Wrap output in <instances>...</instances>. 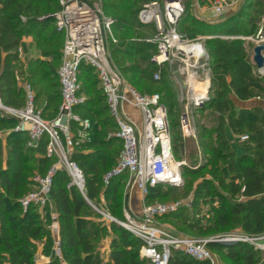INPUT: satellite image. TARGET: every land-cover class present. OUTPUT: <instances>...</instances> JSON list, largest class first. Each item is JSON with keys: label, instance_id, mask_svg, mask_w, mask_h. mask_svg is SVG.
Here are the masks:
<instances>
[{"label": "trees", "instance_id": "obj_1", "mask_svg": "<svg viewBox=\"0 0 264 264\" xmlns=\"http://www.w3.org/2000/svg\"><path fill=\"white\" fill-rule=\"evenodd\" d=\"M148 1L150 0H103L108 13H115L121 21H127L120 32L115 26L112 28L115 47L111 56L121 73L129 76L130 80H135L133 86L136 89L142 82H146L149 89L158 84L153 79L156 67L151 61L156 45L140 38L134 31L144 26L153 30L152 25L142 24L137 19L139 9ZM262 5L263 0H244L235 13L219 21L208 22L191 14H183L178 24L191 38L211 35L204 41L213 73L209 92L214 94L207 106L219 115L214 129L204 126L200 133L201 138L207 140L202 143V147L209 157L206 166H210L207 169L208 177L204 176L195 183L190 207L179 206L175 211L162 215H166L174 223L179 221L185 228L184 233L194 238H202L238 225L246 234H264V108L253 106L236 111L229 98L231 93L241 101L260 97L264 93V76L258 77L255 74V64L248 59L243 38L220 37L253 34ZM59 9V0H0V99L4 105L14 108L24 105V88L17 83V79L19 75H26L27 81H32L31 86H39L36 100L46 96V104L51 110L50 117L57 114L60 100L53 79L45 71V61L30 59L24 62L18 48L22 39L31 35L41 55L52 56L53 61L59 60L60 64L63 35L56 27L51 29V13ZM53 19L55 22L54 17ZM125 60L129 62L126 63ZM84 66L89 68L98 82L94 70L85 63H81L79 67V81ZM165 88L166 91L160 96L167 107L173 132L176 129L171 120L173 93L168 87H164V90ZM99 89L103 96L100 100L105 102L106 97L100 86ZM98 105L97 99L89 97L74 108L81 117L91 121L90 140L75 146L69 157L83 172L85 193H81L75 185H68L70 177L64 170H57L52 178L49 197L58 215L60 254L66 264H149L148 259L139 255L143 245L141 239L114 221H110L107 226L98 225L93 219L101 214L92 208L90 202L98 204L102 186H105L103 195L107 201V213L113 217L120 216L121 194L127 179L126 173H123L113 176L106 185L103 182V176L115 163V156L122 143L118 137H115V142L106 138L105 130L116 127V123L109 113L107 103L102 108H97ZM201 107L197 109H202ZM224 120H227L232 133L248 135L245 141L237 140L240 143V155L231 148L223 128ZM18 123L17 117L0 111V131L9 129L5 136L4 162L0 137V264H36L35 242L44 239L43 251L48 255L51 254L53 245L48 228L51 222L49 201L42 209L34 204L23 209L20 199L30 185L27 176L31 171L28 165L32 163L44 175L52 163L56 162V157L46 155L49 140L46 133L41 136L37 145L30 146L27 131L16 129ZM212 133L216 134L215 140ZM84 149L89 151L84 152ZM173 153L177 158L174 143ZM184 167L185 165L181 166L183 181ZM176 189L178 187L158 184L149 188L146 198H168ZM205 205L209 206L212 217L203 214ZM204 221L208 224L203 225ZM109 231L114 236L110 243L108 261L103 262L97 245ZM207 248L223 255L227 261L264 264L260 256L264 251L256 250L245 242L210 241ZM42 264L61 263L55 256L53 260ZM169 264L210 263L207 260L193 259L173 249Z\"/></svg>", "mask_w": 264, "mask_h": 264}, {"label": "built area", "instance_id": "obj_2", "mask_svg": "<svg viewBox=\"0 0 264 264\" xmlns=\"http://www.w3.org/2000/svg\"><path fill=\"white\" fill-rule=\"evenodd\" d=\"M240 1L214 0L211 11L214 15H222L228 6L233 9ZM59 4L60 9L52 13L56 29L63 35L61 60L57 70L60 88L57 114L50 122L42 118L41 111L35 107L30 84L23 85L25 102L20 109L4 105L0 99V110L19 119L16 129L27 131L28 145H36L46 133L49 137L46 155L55 156L57 159V163L44 175L38 174L34 177L35 190L20 199L21 206L25 209L34 204L42 209L49 200L52 178L60 167H64L69 173V184L76 185L83 193V173L76 162L69 158L75 146L90 140V120L74 111L77 105L84 102L83 97L78 94L81 63L89 65L96 73L109 113L116 123L115 136L122 143L115 166L103 176L104 184L113 176L126 173L127 185L136 187L142 196H146L149 188L158 184L181 187L184 184L181 173L184 162L175 158L173 153L167 107L160 94L141 93L135 86L127 83L115 66L108 52L107 37L113 19L94 0H60ZM184 12L182 0H150L141 6L137 19L140 23L153 27L152 42L156 45V52L151 57L156 67L153 78L158 80L166 65H171V68L176 66L177 73L184 75V81L180 82V100L186 103V112L181 122L182 131L185 136H193L187 110L201 107L208 97V69L204 66L207 58L204 42L206 37L190 39L179 32L178 24ZM113 40L115 41L114 38ZM263 40L260 36L258 41ZM18 51L21 52L20 48ZM200 71L207 72V83L202 93L195 91L189 81V78L196 80ZM125 104L137 109V122L126 116L123 110ZM72 123H75L74 131L71 128ZM237 139L245 141L248 135L239 134ZM179 206V202L143 203L138 215L128 214L124 221L117 220L95 205L93 207L142 240L140 254L150 261L149 264H169L173 249L180 250L193 259L207 260L210 264H215L214 254L206 244L209 239L172 235L157 220L159 216L175 211ZM216 240L245 242L256 250L264 251V234L249 235L242 232L227 234Z\"/></svg>", "mask_w": 264, "mask_h": 264}, {"label": "rangeland", "instance_id": "obj_3", "mask_svg": "<svg viewBox=\"0 0 264 264\" xmlns=\"http://www.w3.org/2000/svg\"><path fill=\"white\" fill-rule=\"evenodd\" d=\"M94 1L98 2L102 11L106 15L110 16L113 19V24L110 27V31L109 32L107 31L108 52L111 56L112 50L115 47V41L113 40V38L115 36H114V34H112V28L115 26L117 28V30L120 32L124 29L125 25L127 24V21H121L119 16H117V14H115V13H112V12L108 13L104 7L103 0H94ZM182 1L184 4V9H185L184 16H186L187 14L197 16L198 12H199L198 3L202 6H205L208 10H210L212 2L214 0H182ZM243 1L244 0H241L240 3L238 5H235L233 9H231V7L228 6L227 10L222 15H214L211 12L212 13V15H211L212 19L211 20L219 21V20L223 19L224 17H226L232 13H235L240 8ZM51 17H52V15H51ZM52 22H53V25L51 24V29H55L56 26H55V22H54L53 17L51 18V23ZM178 30L185 37L192 39L181 26L179 27ZM134 31H135V33L139 34L140 38H144L145 40L152 42L153 30L151 27L144 26L142 28L135 29ZM200 36H205L207 39L211 35H200ZM260 36H262L264 38V0H263L262 8H261V13L258 15L256 23H255V28H254L253 34L247 35V36L246 35L245 36L244 35L243 36L220 35V37L225 38V39L235 38V37H238V38L243 37L244 46H245V49L247 52V56H248V59H250L251 61H252V55H253V47L259 43L264 44V40L258 41L260 39ZM206 52H207V58H206V61H204L205 62L204 66L208 69V73L204 72V71H200L199 77L196 78V80L204 86L207 83L205 81L207 78L206 73L208 74V83H207L208 84V90H207L208 91V97H207V100L203 103V105L201 107L202 109L198 110L197 108L196 109L195 108H188V110H187L188 118L190 119V122H191L193 136H185L184 132L182 131V123L181 122H182V117L186 112V108H185L186 103L180 100L181 99L180 82L184 81V79H183L184 75L182 76V75H180V73H177V75L172 74L173 68H171V65H166L161 70L160 78L158 80H156L158 83L157 85H154L153 88L149 89L148 88L149 86L147 85V83L142 82L141 86L137 87V90H139L141 93H145V94L158 93V94L162 95L164 93V91H166V88L164 90V87H168L172 91L173 100H172L171 120L176 126V129L173 130V132H172L173 133L172 134V140H173L174 145L177 147L176 157L179 160H182L184 162L183 165H185V167L183 169V172L185 175V180H184L185 183L181 187H178V189H176L174 192H171L173 194H171L168 198L158 197L156 199H147L146 196H142L138 190L131 191L130 188H128L126 190L122 189L120 216L115 217L117 220L124 221L125 217L128 214L129 215L130 214L131 215H138L140 208L142 207L144 202L147 204L148 203H155V202H158V203L179 202L180 206L186 205L184 203L191 197V194H192L191 192H192L193 187L195 186V183L198 180L202 179V177H204V176L208 177L207 169H209L210 166H208V167H206V166L208 165L207 161H208L209 157H208V155H206V153L204 152V149L202 147V143H206L207 140L205 138L204 139L201 138L200 133H201V128L204 126H206L210 130L214 129V127L217 125V121H218L217 117H219V115L217 113H215L212 110V108L207 106V102L210 99L214 98V94L209 92L211 81L213 80V73L211 71V58H210V55L207 51V48H206ZM262 54L264 55V50H263ZM111 58H112V56H111ZM43 60L45 61V66H44L45 71H48L51 79H53L52 81L56 85L55 89H56L57 95H58L59 100H60L58 76H57V70H58V67L60 65L59 60L53 61L52 56L43 57ZM125 62L128 63L129 60H125ZM115 66L117 68L119 67V66H117V64ZM176 70H177V67H176ZM254 71L258 77L264 76V73H259L256 70L255 65H254ZM122 75L124 76V79L127 83H129L130 85H135L134 79L130 80L129 76H127L125 74H122ZM31 82L27 81L26 75H23V76L19 75V77L17 79V83L21 84V85H25V84L31 85ZM36 82H37V80L34 81V83H36ZM79 83H80V88H79L78 94L80 97H83L84 101L86 99H88L89 97H94L95 99H97V102L99 103L97 108H102L105 106L106 101L103 102L102 100H100L103 96L100 92L97 79L91 73V71H89L88 67L84 66L82 68ZM217 84H218V82L216 80V85ZM43 85H45V83ZM31 87H32V90L34 93V103H35L36 109L41 111V116L44 120L50 122L55 116L50 117L51 110L48 108V105L46 104V96H42L36 100V94H37L39 86H37V88L33 87V86H31ZM217 87H218L217 89L219 90L218 85H217ZM229 98L231 100L232 108L235 109L236 111H238L241 108H251L253 106H260V107L264 108V93H261L260 98L255 97V98H251V99H248L245 101L239 100L233 93H231L229 95ZM24 101H25V97H24ZM50 107H52V106H50ZM223 128L226 131V135H227L228 140L230 141L231 148H236V149L239 148L240 143L237 141L238 135L235 133H232L229 130L227 120H224ZM8 132H9V129H3L1 131L2 137L4 138ZM105 132H106L107 138H111V139H113V142H115V133H116L115 127H108L105 130ZM212 135H213V138L215 140L216 134L212 133ZM117 145L119 146V143H117ZM119 152H120V146H119L118 152L115 156V163L113 164L112 168L115 166V164L117 162ZM54 163H52V165ZM56 163H57V159H56ZM28 167H29L31 173L28 174V176H27L28 179L30 180V185L27 188L26 194L35 190V184L33 181L34 177L38 174L43 175L37 171L36 166L33 165L32 163L29 164ZM200 167H203L202 171L200 170ZM197 172H198V174H197ZM70 182H71V180H70ZM130 192L136 193V196H134V200L136 202V208H134L133 210L132 209L129 210V207H128V209H124V203L123 202L125 201V196L127 197V195ZM90 205L92 206V208L95 211H97L93 207L94 204L92 202H90ZM95 206L99 210L105 211L107 213V208H106L107 203L105 204V203H101L99 201L98 204ZM209 211H210L209 206H206V205L203 206V214H205L206 217H212ZM189 215H191V214L189 213ZM165 216H162L161 219H157L159 221V223L168 224L169 227L171 228L169 230L171 231L172 235H185V233H184L185 228L179 221L174 223L173 220L168 219ZM93 219L98 225H105V223H110V221H111L109 218H107L106 216H104L102 214L100 217H94ZM202 224L206 225V224H208V222L204 221ZM242 232H244V231L238 225V226H233V227L229 228L228 230H224V231H221L218 233L207 234L205 236H202V238L209 239V241H211V240H216V238H222L223 236H225L227 234H235V233H242ZM112 233L113 232H111V234ZM108 238H109V234H106L105 236H103V238H101V240L98 241L97 246L99 247V245L102 243V241L105 239H108ZM217 242H221V243H228L229 242V243H231L234 241L217 240ZM238 242H240V241H238ZM53 248H54V245H52V249ZM212 252L214 255H216L217 258L224 259L223 255L218 254V252H216V251H212ZM46 255H47L46 256L47 258L50 257V255H48V254H46ZM260 256H261V259L264 260V254L261 253ZM226 263L227 264H244L242 261L234 262V261H227V260H226Z\"/></svg>", "mask_w": 264, "mask_h": 264}, {"label": "crops", "instance_id": "obj_4", "mask_svg": "<svg viewBox=\"0 0 264 264\" xmlns=\"http://www.w3.org/2000/svg\"><path fill=\"white\" fill-rule=\"evenodd\" d=\"M199 5V12H198V15L197 17L199 19H202V20H205V21H208V22H212L214 20H211L212 19V11L211 9L208 10L205 6H202L198 3ZM154 32V31H153ZM20 57L21 59L24 61V62H27L29 61L30 59H42L43 60V56L41 55V52L39 51V49L36 47V43H35V40H34V37L33 36H27V37H24L21 41V44H20ZM113 60V59H112ZM260 98V97H259ZM14 108V107H13ZM123 110H124V113L126 114V116L134 121H138V111L137 109L130 105V104H125L123 106ZM1 111V110H0ZM3 113H5L4 111H1ZM7 114V113H5ZM7 115H10V114H7ZM10 116H13V115H10ZM91 122V121H90ZM71 128L72 130L74 131L75 130V123H72L71 124ZM91 129V127H90ZM116 129V127H115ZM2 131V130H1ZM1 131H0V137L2 138V160L4 162L5 158H6V141H5V137L3 138L2 135H1ZM8 134V133H7ZM6 134V135H7ZM116 137V136H115ZM107 138V136H106ZM38 143V142H37ZM37 145V144H36ZM35 146V145H34ZM233 150L236 151V153L238 155L241 154V150L239 148H233ZM89 149H84V152H88ZM80 168V167H79ZM64 170L66 171V173L68 174V176L70 177L69 173L67 172V170L64 168V167H60L58 168L57 170ZM81 169V168H80ZM224 170V173H226V170L225 168H223ZM82 171V170H81ZM83 173V172H82ZM84 177V176H83ZM70 180H71V177H70ZM69 180V182H70ZM127 181H128V177L127 179H125V183H124V187H123V190H126L128 188H130L131 191L133 190H138L136 187L134 186H128L127 185ZM68 185H70L68 183ZM79 189V188H78ZM104 189H105V186H102L101 188V191H100V194L98 196V200L101 202V203H107L106 199L104 198ZM80 191V189H79ZM139 191V190H138ZM81 192V191H80ZM140 192V191H139ZM82 193V192H81ZM83 193H85L84 191V187H83ZM141 194V192H140ZM142 195V194H141ZM134 196H136V193H132L130 192L127 197L125 196V201L123 202L124 203V209H128L129 207V210L130 209H134L136 208V202L134 200ZM49 200V204H50V209H51V222L50 224L48 225V228L50 229V233H51V237H52V242H53V245H54V250H55V256L58 257L59 261L61 264H66V261L62 258L61 254H60V249H59V241H60V238H59V223H58V215L55 211V207L53 205V202L52 200L50 199V197L48 198ZM145 203V202H144ZM190 203H191V197L184 203L186 204L187 207H190ZM141 210V208H140ZM173 212V211H172ZM140 213V211H139ZM170 213V212H169ZM170 234L171 231L169 229H171L169 227L168 224H163V223H160ZM105 225H109V223H105ZM187 235V234H185ZM113 233L111 234V232L109 231V238L108 239H105L102 241V243L99 245L98 247V250L100 251L101 255H102V258H103V262H106L108 261V258H109V253H110V250H111V239L113 237ZM189 236V235H187ZM189 237H192V236H189ZM36 243V252H35V257H34V261L36 264H42V263H45V262H48L50 261L49 260V257L47 258L46 254L44 253L43 249H44V245H45V241L44 239L42 240H38L35 242ZM180 251V250H179ZM212 252V251H211ZM213 253V252H212ZM139 255L141 257V254H140V250H139ZM215 256V264H227L226 263V260L224 259H221V258H217L216 255Z\"/></svg>", "mask_w": 264, "mask_h": 264}, {"label": "water", "instance_id": "obj_5", "mask_svg": "<svg viewBox=\"0 0 264 264\" xmlns=\"http://www.w3.org/2000/svg\"><path fill=\"white\" fill-rule=\"evenodd\" d=\"M263 50H264V44L259 43L253 47L252 61L255 64V68L259 73H264V55L262 54ZM173 72L175 75H177L176 66L173 67ZM117 224L122 226L120 223ZM211 241H217V240H211ZM55 253H56L55 250L52 249L49 260H53L55 258Z\"/></svg>", "mask_w": 264, "mask_h": 264}, {"label": "bare ground", "instance_id": "obj_6", "mask_svg": "<svg viewBox=\"0 0 264 264\" xmlns=\"http://www.w3.org/2000/svg\"><path fill=\"white\" fill-rule=\"evenodd\" d=\"M189 81L195 91H201V93L202 91H204V86L200 84L197 80H195L194 78H189Z\"/></svg>", "mask_w": 264, "mask_h": 264}]
</instances>
